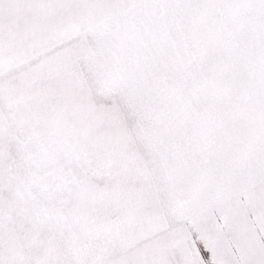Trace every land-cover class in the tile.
Instances as JSON below:
<instances>
[{
  "label": "snow or ice",
  "instance_id": "snow-or-ice-1",
  "mask_svg": "<svg viewBox=\"0 0 264 264\" xmlns=\"http://www.w3.org/2000/svg\"><path fill=\"white\" fill-rule=\"evenodd\" d=\"M0 264H264V0H0Z\"/></svg>",
  "mask_w": 264,
  "mask_h": 264
}]
</instances>
